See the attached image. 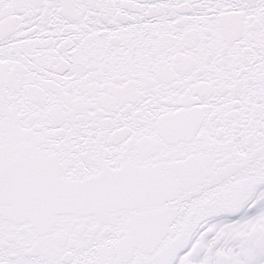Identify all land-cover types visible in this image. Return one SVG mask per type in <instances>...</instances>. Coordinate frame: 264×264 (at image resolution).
<instances>
[{
  "label": "snow or ice",
  "instance_id": "1",
  "mask_svg": "<svg viewBox=\"0 0 264 264\" xmlns=\"http://www.w3.org/2000/svg\"><path fill=\"white\" fill-rule=\"evenodd\" d=\"M0 264H264V0H0Z\"/></svg>",
  "mask_w": 264,
  "mask_h": 264
}]
</instances>
